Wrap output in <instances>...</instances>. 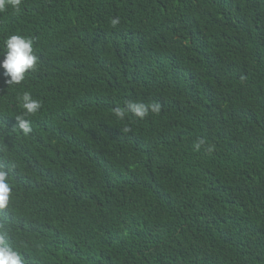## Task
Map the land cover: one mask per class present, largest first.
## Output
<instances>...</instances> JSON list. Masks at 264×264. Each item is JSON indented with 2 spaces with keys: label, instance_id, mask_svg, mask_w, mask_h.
I'll list each match as a JSON object with an SVG mask.
<instances>
[{
  "label": "trees",
  "instance_id": "1",
  "mask_svg": "<svg viewBox=\"0 0 264 264\" xmlns=\"http://www.w3.org/2000/svg\"><path fill=\"white\" fill-rule=\"evenodd\" d=\"M13 34L39 59L0 68V232L27 264H264V0H22L0 60Z\"/></svg>",
  "mask_w": 264,
  "mask_h": 264
},
{
  "label": "clouds",
  "instance_id": "2",
  "mask_svg": "<svg viewBox=\"0 0 264 264\" xmlns=\"http://www.w3.org/2000/svg\"><path fill=\"white\" fill-rule=\"evenodd\" d=\"M22 0H0V11L11 6L19 9ZM6 52L4 58L0 60V68L4 69L5 83L9 86L20 84L25 80L26 73L36 67L39 57L34 52L33 40L20 34L10 35L4 42ZM25 110L21 115L16 116L19 128L24 134L31 132V123L25 117L37 113L41 108V103L35 99L31 93L25 92L20 98ZM131 111L138 117L143 118L148 113V106L143 103H131ZM152 110L159 112V104L151 106ZM116 115L121 119L125 112L116 109ZM127 131V129H125ZM12 187L9 181V170L0 166V209L9 205L12 195ZM0 264H27L26 258L20 251L16 250L7 239L6 234L0 232Z\"/></svg>",
  "mask_w": 264,
  "mask_h": 264
}]
</instances>
